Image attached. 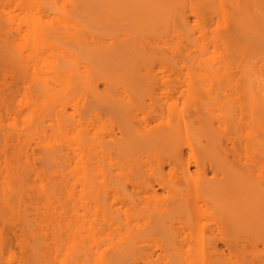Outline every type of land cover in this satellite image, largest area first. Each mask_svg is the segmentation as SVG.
<instances>
[{
  "label": "bare ground",
  "instance_id": "1",
  "mask_svg": "<svg viewBox=\"0 0 264 264\" xmlns=\"http://www.w3.org/2000/svg\"><path fill=\"white\" fill-rule=\"evenodd\" d=\"M0 74V223L22 249L0 226V264L151 262L146 238L176 247L189 226L214 261L242 220L264 227V0H0Z\"/></svg>",
  "mask_w": 264,
  "mask_h": 264
},
{
  "label": "rangeland",
  "instance_id": "2",
  "mask_svg": "<svg viewBox=\"0 0 264 264\" xmlns=\"http://www.w3.org/2000/svg\"><path fill=\"white\" fill-rule=\"evenodd\" d=\"M183 72H181V75H180L181 77L179 78V80L181 81L183 80L182 78ZM160 75L161 73H159V76ZM181 81H180L181 84L178 83V85H180L178 86L180 90L188 87V86H181L182 85ZM99 87L101 88L102 86L100 85ZM206 87H209V86H206ZM220 87H224V86H220ZM229 87L231 88V86ZM215 88L214 86H211L209 92L218 93L219 88L218 89L217 88L215 89ZM218 95L219 97H217V99L221 98L220 94ZM21 99H22V96L17 93L13 99L14 108L16 107L17 103L21 102ZM182 105H183L182 98L180 97L178 99V106L181 107ZM12 118H13V115L0 118V122L3 125L2 129H4L3 130L4 132L9 131L8 130L9 125L11 122L13 123L14 121ZM247 120H248L247 117H242L241 122L246 123ZM243 131H246V130L244 129ZM0 138H2L1 135H0ZM214 144H216V142ZM213 150L216 152L218 148L214 146ZM182 153H183V157L185 159H188L189 151L186 146H182ZM258 162H259L258 165L264 164V157H261ZM177 167H178L177 165H174V168H169V166L166 163H164V171L167 172L168 176L174 180L178 178L177 177L178 169H176ZM190 167L191 169H194V165L192 162H190ZM205 167H206V177L209 178L213 175V171L207 164ZM112 169L114 172H116V168L115 169L112 168ZM147 170H148V165L147 164L142 165L141 171L143 172V174L146 173ZM99 178L101 177L98 176V179L96 178L95 179L99 180ZM29 181H31V183L33 182L32 184H30V186L34 184V181L32 179H30ZM176 182L177 183L175 185H176L177 194L183 198H187V199L190 198V194L187 190L188 186L184 182H181V181H176ZM37 183L38 182L36 180L35 184ZM127 188L132 194H134L140 200H144V196L147 195L146 192H144V190L141 187L128 185ZM157 191L160 197H165L167 195V192L165 189L158 188ZM108 200L111 202V210L116 215L123 216L126 212L129 211L128 207L122 202H120L119 199L111 198L109 195ZM198 204L201 205V209L203 210V213L200 215L198 219V227L200 226L202 228L204 237L208 239L210 236H212L216 232V230H213V229H214V222L216 221L217 217L213 210L208 211V209L203 204H201V202ZM244 204L247 205L249 203H244ZM2 225L3 223L0 226ZM7 225H5L4 227L2 226V227L9 234V237H10L9 239L11 241L10 244L12 243L11 246L14 248V250L17 253L22 252L21 246L19 244V240L14 235L15 234L14 226L13 225L10 226V224H7ZM193 230H194V227L192 226L184 228L183 232L181 233L182 235L186 236V240L184 242H181L176 247L159 248L156 240L146 238L144 252L148 254H152L150 256L151 262H145V263L140 262L139 264H163V262L167 258H169L170 255L175 256L176 258L180 259V257L173 254L175 253V251L179 252L181 254L180 256L182 257L187 256V259H186L187 264H264V227H259V225L250 224L246 219L242 220L240 222V235H239V238H241V240H240V243L235 247L236 249L234 250V252L230 255L227 254L221 260H214V261H211L209 256L206 254H203V256L199 257L197 252L193 250L194 243H193V238L190 235V233L193 232ZM219 246H221V244H219ZM186 250H190V251H188V253L186 254H183L184 251ZM10 264H24V263H20L17 258H12ZM28 264H36V263H28Z\"/></svg>",
  "mask_w": 264,
  "mask_h": 264
}]
</instances>
